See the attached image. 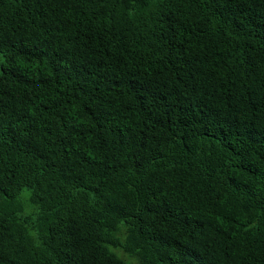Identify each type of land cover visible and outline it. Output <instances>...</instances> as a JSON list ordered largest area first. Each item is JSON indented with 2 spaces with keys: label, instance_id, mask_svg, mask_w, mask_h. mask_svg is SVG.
Listing matches in <instances>:
<instances>
[{
  "label": "trees",
  "instance_id": "obj_1",
  "mask_svg": "<svg viewBox=\"0 0 264 264\" xmlns=\"http://www.w3.org/2000/svg\"><path fill=\"white\" fill-rule=\"evenodd\" d=\"M0 54V264H264V0H0Z\"/></svg>",
  "mask_w": 264,
  "mask_h": 264
},
{
  "label": "rangeland",
  "instance_id": "obj_2",
  "mask_svg": "<svg viewBox=\"0 0 264 264\" xmlns=\"http://www.w3.org/2000/svg\"><path fill=\"white\" fill-rule=\"evenodd\" d=\"M1 61H3V57L0 54V62ZM24 198H26V195H24ZM24 201H26V199ZM116 253L118 254L117 256L122 258L127 264H138L137 261L134 258L126 255L121 250H116Z\"/></svg>",
  "mask_w": 264,
  "mask_h": 264
}]
</instances>
